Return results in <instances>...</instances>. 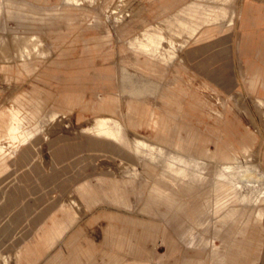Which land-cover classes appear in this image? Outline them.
Here are the masks:
<instances>
[{"label":"rangeland","instance_id":"rangeland-1","mask_svg":"<svg viewBox=\"0 0 264 264\" xmlns=\"http://www.w3.org/2000/svg\"><path fill=\"white\" fill-rule=\"evenodd\" d=\"M184 8L201 18L189 36L175 35L174 28L185 23L167 18ZM216 24L209 47L192 57L204 31ZM156 26L139 44L156 50L174 40V55L146 65L147 55L129 42ZM32 35L41 40L36 50L24 48ZM124 68L135 82L131 87L123 83ZM110 88L115 115L130 137H166L189 150L208 148L214 157L222 149L236 154L239 162L227 165L246 167L251 183L264 179V104L257 101L264 100V0H0V145L19 173L39 182L56 177L60 185L76 183L82 171L93 178L120 176V160L103 159L99 147L86 145L101 139L80 131L90 123L95 91ZM53 109L56 116L40 121ZM12 112L22 121L25 141L7 137ZM97 123L123 135L115 120ZM135 144L150 163L175 168L169 151L139 139ZM56 147L71 156L55 158ZM152 164H135V188L119 190L125 203L104 200L78 210L34 264H264V197L247 201L235 218L221 217L223 211L213 212V200L205 201L201 189L210 184V166L222 164L183 160L177 164L179 182L150 179L146 170ZM6 177L10 186L15 174ZM57 183L49 191L53 199L65 196ZM153 184L166 193L158 194ZM17 218L0 252L14 249L33 229L29 218Z\"/></svg>","mask_w":264,"mask_h":264},{"label":"crops","instance_id":"crops-1","mask_svg":"<svg viewBox=\"0 0 264 264\" xmlns=\"http://www.w3.org/2000/svg\"><path fill=\"white\" fill-rule=\"evenodd\" d=\"M229 1L230 0H223V3L227 4ZM246 8L248 9L249 6L245 7V10ZM199 18L201 17H195V14L188 12L184 8L181 9L178 14L171 15L167 19L185 23V26L174 28L176 31L175 35L188 34L189 36L190 28L195 25ZM205 18H208V16ZM217 20H219V18H217ZM217 26L218 24L204 31L202 38L197 41L196 45L191 50L192 57L209 47V39L214 30L213 28ZM156 29L157 26L154 28H147L143 30L140 35L136 36L134 41L129 42L131 45H133V42H136L137 46L147 55L145 61L146 65L147 63L151 64L154 60L166 61L174 55V40L172 45L168 44L165 47L162 44L156 50L152 45L143 47L139 44L142 40L143 33ZM29 40L31 41V46L28 47V45H26L24 47L26 49L28 48V50H36L41 44V40L34 35H32ZM122 76L123 83H125L126 86L131 87L134 85L135 82L133 81L132 75L126 71V69L123 70ZM145 83L147 82L145 81L143 84ZM143 84H141V86ZM95 93L97 98L93 99V114L90 117V123L81 126L80 131L90 133L101 139L88 140L86 145H94L97 149L99 147L98 150H95L101 152L103 159H105L104 157L112 156L120 160L119 162H115V165H117L115 171L119 172L120 176L105 177L103 175H96L93 178L92 176H86L82 171L80 172L82 178L72 185L65 181L60 185L57 183L56 177L49 178L48 180L41 178L39 182L38 176L29 179V175L24 176L22 173H19L15 168L16 163L14 164L13 159L8 161V157L1 153L3 146L0 145V246L5 244L9 238H12L15 229L13 222L17 217L19 221L23 216L29 218L33 228L29 235L28 233L27 235H23L22 238L13 245V247L15 246L14 249L0 252V264H34L46 254L48 249L60 240L70 224L75 220V213L78 212V210L81 211L85 207L90 208L92 205L104 200L113 203L116 202V204L118 202L125 203V198L123 196L124 192L119 193V190L122 185H126L129 189L135 188L134 184L136 182L137 173L135 164L139 162L143 166L152 164L145 156L137 153L135 146L137 139L153 144L173 154L171 161L175 163V168L168 170L163 169L162 166L152 164L153 167L150 168L151 170L148 168V170H146L147 177L149 176L150 179L168 177L172 178V181L176 180L179 182L183 178L178 173V169L180 168L177 164L183 160H190L194 163L203 161L217 164H237L239 162L236 154L226 152L222 149L216 152V157H214L208 148L200 149L201 147H199L194 150H189L183 144H177V141L173 143L171 140L166 139V137H162L164 139L160 138L158 141L147 140L139 136L130 137L124 123L115 115L118 106L115 93L112 89L110 88L102 94H97V91H95ZM129 94L138 95V93L132 90L129 91ZM257 101L260 104H264L262 98L258 97ZM33 106L32 113L40 111L37 103H34ZM127 109L131 110L132 107L129 105ZM57 112L58 110L54 109L48 110L44 115L40 116V121L56 116ZM99 119H112L117 121L122 129L123 136L119 137L117 134L110 135L106 133L103 127L98 125L97 121ZM5 128L8 138L15 140L18 137H22V141L26 140V136L24 135L26 130L16 112L11 113L10 120L6 123ZM14 151L15 150H12L11 153H14ZM70 154V151L61 152L57 147L53 151L55 158L64 156V159H66ZM26 157L25 151H22L21 158ZM154 166H157L158 169H155ZM83 168L84 167H82V169ZM28 170L32 171V173L37 171L32 167L28 168ZM10 171L15 174V178L9 186L6 175H9ZM256 180L258 182V177ZM55 183H57L56 188L59 189V191L61 189V195L65 193L66 197L60 196L57 199H53V195H51L49 191L55 188L53 187ZM226 183L228 182L223 179H215L206 189H201L205 201H209L210 199L213 200V212L217 213L223 211L221 217L228 216L229 218H235L241 207L247 204V201L255 202L264 197L263 188H259L254 192H250L249 195L243 196L239 189L228 188ZM179 187L180 190L185 192L184 194L188 192L187 189L185 190L183 184L179 183ZM151 188L156 190L158 194L160 193V195L166 193V188L161 189L155 184L151 185ZM262 200H264V198H262ZM16 211H19V213ZM10 212H13V214L8 215ZM261 213L262 210L259 209L257 214ZM223 220L225 221V219ZM215 250L216 249H213V252H215Z\"/></svg>","mask_w":264,"mask_h":264},{"label":"bare ground","instance_id":"bare-ground-1","mask_svg":"<svg viewBox=\"0 0 264 264\" xmlns=\"http://www.w3.org/2000/svg\"><path fill=\"white\" fill-rule=\"evenodd\" d=\"M110 135H114V133L110 131H105ZM123 135L120 134L119 137ZM136 150H139L137 144H135ZM211 174H209L206 179V183H211L215 179H223L228 183H231L236 186L240 190L243 196L249 195L250 192H254L259 188H263L264 190V179H261L258 183H251L249 180L250 172H248L247 168L242 166H233L222 164L219 166H210ZM192 182H195L193 179Z\"/></svg>","mask_w":264,"mask_h":264}]
</instances>
